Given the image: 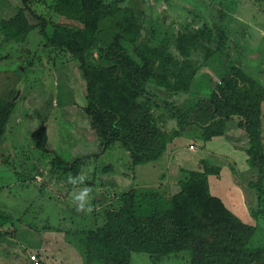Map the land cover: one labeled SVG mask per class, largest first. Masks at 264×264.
Here are the masks:
<instances>
[{
	"label": "trees",
	"instance_id": "16d2710c",
	"mask_svg": "<svg viewBox=\"0 0 264 264\" xmlns=\"http://www.w3.org/2000/svg\"><path fill=\"white\" fill-rule=\"evenodd\" d=\"M124 1L22 0L15 17L0 22L6 43H24L37 30L46 49L68 53L78 62L85 81L82 110L97 151L79 154L70 162L56 155L53 168L68 179L79 177L90 160L117 143L130 153L134 168L155 164L181 147L191 128H197L208 143L227 139L235 126L248 140L243 151L236 149V156L256 173L249 187L257 192L254 217L260 220L264 214V86L230 61L225 53L228 37L221 27L176 34L172 26L146 22L139 9L121 7ZM34 3L47 7L49 19L32 10ZM54 16L77 25L54 23ZM110 19L116 20L117 32L102 47L101 27ZM95 50L99 60L93 57ZM210 63L221 66L218 80L210 79L204 95L194 96L200 72ZM158 91L192 96L185 108L170 104L172 129L165 126L164 115H155L160 108ZM16 96L15 89L0 96V144L16 110ZM32 138L41 152L52 153L45 124ZM201 165L203 171L181 172L179 191L172 196L160 188L141 187L125 190L115 208H103L96 200L94 209L101 211L93 215L94 230L67 231L50 223L45 229L65 231V239L74 242L83 264H132L134 254H147L158 264L184 252L191 254L190 264H264V246H251L257 227L211 192L210 177L221 178L223 168L208 160ZM17 224L0 210L2 243L15 239Z\"/></svg>",
	"mask_w": 264,
	"mask_h": 264
},
{
	"label": "rangeland",
	"instance_id": "374dc122",
	"mask_svg": "<svg viewBox=\"0 0 264 264\" xmlns=\"http://www.w3.org/2000/svg\"><path fill=\"white\" fill-rule=\"evenodd\" d=\"M47 2L52 3V0ZM120 6L139 9L146 22L172 26L176 34L193 32L203 26L221 27L228 37L225 53L229 55L230 61L264 86V0H125ZM21 7L22 0H0V22L15 17ZM31 8L38 15L49 19L45 5L34 3ZM113 19L102 24L99 35L102 47L109 45L117 32L116 20ZM52 20L54 23L77 25L59 16H54ZM93 57L99 60L97 50L93 52ZM218 69L221 66L217 63H210L202 69L193 91L194 96L204 95L206 89L203 90V87L209 84L210 79L218 80ZM85 86L78 62L68 53L46 49L37 30L31 32L27 41L21 44L4 42L0 32V96L6 91H17L16 110L0 150V188H3L0 207L17 220L19 237L27 243L31 239L29 235L25 237V225L39 228L49 222L51 225H61L67 231L72 228L94 230L97 223L93 215L101 211H95L94 198L100 200L102 207L111 209L116 207L117 197L129 188L148 185L160 188L169 196L179 191L178 178L165 179L162 176L167 166L163 159L155 164L134 168L130 153L120 143L90 160L81 169L83 173L79 177L83 178L82 184H73L68 177L56 172L57 169L52 165L56 155L70 162L79 154L97 151L95 135L82 110L86 104ZM158 95L160 98L156 101L160 108L155 115H164L165 126L172 129L175 121L171 118L173 107L170 104L185 108L192 96H169L163 91H158ZM168 104L170 107H167ZM43 124L49 129L48 149L52 153L48 154L41 152L32 138V134ZM232 127L227 134L232 144L226 138H218L206 147V150L212 151L216 147H228L229 150L221 154L222 159L217 161L216 158L208 157L205 160L220 166L232 156V145L235 149H245L248 142L246 135L235 126ZM189 132L184 134L188 138L187 146L196 148L197 155H200L205 149L202 147L205 143L201 132L197 128H191ZM223 141L228 143L224 145ZM234 158L231 165L236 167L225 168L227 170L224 169L221 178L210 177L211 192L222 197L243 221L257 227L251 246H264V214L260 220L254 217L257 192L249 187L256 173L254 175L252 171H247L244 159ZM179 162L190 168V165ZM166 180H169V187L165 185ZM31 182L33 189L25 190L24 186ZM84 186L90 189L87 207L92 209L91 212L80 211L73 200V196ZM38 189L48 193L46 199L31 198L39 193ZM57 200H62V204L58 205ZM98 221L101 222L100 219ZM64 245L66 250L78 253L82 261L73 241L65 239ZM68 257L75 258L73 255ZM189 258L191 254L184 252L158 264H190ZM132 264L155 263L147 254H134Z\"/></svg>",
	"mask_w": 264,
	"mask_h": 264
},
{
	"label": "crops",
	"instance_id": "0c3cea01",
	"mask_svg": "<svg viewBox=\"0 0 264 264\" xmlns=\"http://www.w3.org/2000/svg\"><path fill=\"white\" fill-rule=\"evenodd\" d=\"M186 133L189 134L190 132L188 131ZM216 139H218V138H215L211 142L203 144L202 147L205 149L201 151L200 155H197L198 150H196V148H194V147L187 146L186 142H187L188 138L186 136H184L183 145L164 157L163 163L165 162L167 166H166V170L164 171V174H162V176L163 177L165 176L164 177L165 179H166V177H170V178L173 177L175 179L178 178L179 180H181L184 177V174L181 173L182 171H203L201 162L203 160L207 159L208 157L216 158L217 161H220L222 159L221 154L226 153L229 150V149L227 150L228 147L226 149H223V147H219V148L216 147V148H213V151L208 150V149L206 150L207 145L212 144V142H214ZM3 142H4V140L2 141V143ZM222 143L224 145H226L228 142L226 143L225 141H223ZM1 144H0V150L2 147ZM184 151L187 153H183ZM236 153H237V150L234 149L231 152L232 156L225 159L224 163H220V166L223 168V171L225 168H228V166H229V168L236 167V166L231 165L232 158L235 157L234 158L235 160L238 159V156H236ZM216 154H218V155H216ZM179 161H181L182 163H186V164L190 165V168L182 166V164H180ZM226 161H228V162H226ZM154 167H156V165H154ZM225 170H227V169H225ZM247 171H252V173H254V175H255L254 170H250L249 168H247ZM163 177L161 179H164ZM24 185H26V183H24ZM165 185L167 187H169V180H166ZM26 186H24L25 190H32L33 189V182L27 184ZM147 187H150V186L147 185ZM129 189H131V188H129ZM2 190H3V188H0V193ZM47 195H48V193H45L44 190H39V193H37V195H35V196L33 195L31 198L32 199L33 198H42L41 200H43V199L47 198ZM94 200L96 201L95 198H94ZM57 204L58 205L62 204V200H57ZM225 204L227 205L226 202H225ZM0 210L5 212V210L2 209L1 207H0ZM231 210L238 217H240L238 212H236L233 209H231ZM5 213L10 215L11 217H13L12 214H10L9 212H5ZM19 218L22 219V217H18V219ZM21 223L23 225V222H21ZM46 223L48 224L49 222H46ZM46 223L43 224L42 227H39V228H32L31 226L28 227L27 225H25L24 228L27 230L25 237H27L29 235V237L31 239V242H30L31 244L29 242H28L29 243L28 244L25 240H22L19 237L20 236V232H19L20 229L19 228H17V234H16L15 239L7 238L5 243H2L0 240V264H58L59 262H62V264H72L70 262V260L73 261L74 264H75V262L83 264V260L81 261L78 253L75 254V252L72 253V252L66 250V247L64 245V243H65V231L51 230L48 228L45 229V227L47 226ZM57 226H61V225H57ZM57 226L53 225L51 227H57ZM3 231H7V230L3 229ZM58 236H62V237H58ZM23 239H26V238H23ZM67 253H69V254H67ZM69 255H71V256L73 255L75 258H73V257L69 258L68 257ZM34 257H36V260H33Z\"/></svg>",
	"mask_w": 264,
	"mask_h": 264
},
{
	"label": "clouds",
	"instance_id": "9594fccd",
	"mask_svg": "<svg viewBox=\"0 0 264 264\" xmlns=\"http://www.w3.org/2000/svg\"><path fill=\"white\" fill-rule=\"evenodd\" d=\"M69 182L76 184V183H83V178L82 177H69ZM89 191L90 189L87 186H84L81 188L74 196L73 200L78 206L80 210H84L87 212H91V208L87 207L88 200H89Z\"/></svg>",
	"mask_w": 264,
	"mask_h": 264
},
{
	"label": "built area",
	"instance_id": "2783aa9c",
	"mask_svg": "<svg viewBox=\"0 0 264 264\" xmlns=\"http://www.w3.org/2000/svg\"><path fill=\"white\" fill-rule=\"evenodd\" d=\"M33 260H36V257H34Z\"/></svg>",
	"mask_w": 264,
	"mask_h": 264
}]
</instances>
